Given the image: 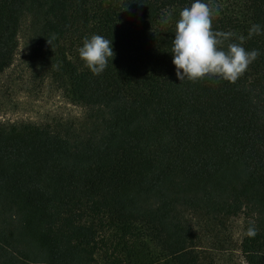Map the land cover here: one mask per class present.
Masks as SVG:
<instances>
[{"label":"trees","instance_id":"trees-1","mask_svg":"<svg viewBox=\"0 0 264 264\" xmlns=\"http://www.w3.org/2000/svg\"><path fill=\"white\" fill-rule=\"evenodd\" d=\"M191 2L0 0V72L26 27L37 70L86 108L0 123V264H264V0H205L214 30L259 52L235 82L176 78ZM92 34L112 39L98 75L77 51Z\"/></svg>","mask_w":264,"mask_h":264},{"label":"clouds","instance_id":"clouds-1","mask_svg":"<svg viewBox=\"0 0 264 264\" xmlns=\"http://www.w3.org/2000/svg\"><path fill=\"white\" fill-rule=\"evenodd\" d=\"M215 10L205 0H192L191 4L179 11L175 21L174 36L171 39L172 64L175 76L181 82L185 79L196 81L205 77L235 82L247 69L248 65L259 55L257 49L246 50L243 36L232 41V32H221L212 28ZM215 14H218L216 12ZM169 19L166 13L162 23ZM259 24H252L248 37L261 34ZM49 41V40H48ZM228 41L225 46L222 44ZM50 43V42H49ZM78 55L85 67L93 75L100 74L107 65L108 58L113 57L112 39L92 34L84 37ZM254 227L246 230V235L253 237Z\"/></svg>","mask_w":264,"mask_h":264},{"label":"rangeland","instance_id":"rangeland-1","mask_svg":"<svg viewBox=\"0 0 264 264\" xmlns=\"http://www.w3.org/2000/svg\"><path fill=\"white\" fill-rule=\"evenodd\" d=\"M18 37L12 64L0 72V123H44L54 118L83 120L86 108L70 102L33 64V42L26 27ZM230 231L237 247L244 234L242 215L231 219ZM234 255L240 264H246L238 249Z\"/></svg>","mask_w":264,"mask_h":264}]
</instances>
